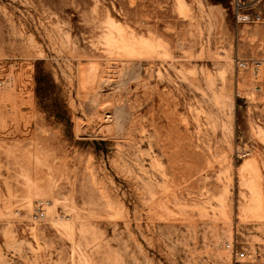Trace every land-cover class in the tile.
<instances>
[{
	"label": "rangeland",
	"instance_id": "obj_1",
	"mask_svg": "<svg viewBox=\"0 0 264 264\" xmlns=\"http://www.w3.org/2000/svg\"><path fill=\"white\" fill-rule=\"evenodd\" d=\"M237 58L264 60V0H0V264H264Z\"/></svg>",
	"mask_w": 264,
	"mask_h": 264
},
{
	"label": "built area",
	"instance_id": "obj_2",
	"mask_svg": "<svg viewBox=\"0 0 264 264\" xmlns=\"http://www.w3.org/2000/svg\"><path fill=\"white\" fill-rule=\"evenodd\" d=\"M236 66L238 71L252 70L255 77L256 89L264 96V60L249 61L241 58H237ZM2 86V81L0 80V89ZM46 217L45 210L43 207L38 208L33 214L32 219L34 221H41ZM236 257H245V252L243 250H238L237 247L231 243L226 245Z\"/></svg>",
	"mask_w": 264,
	"mask_h": 264
},
{
	"label": "trees",
	"instance_id": "obj_3",
	"mask_svg": "<svg viewBox=\"0 0 264 264\" xmlns=\"http://www.w3.org/2000/svg\"><path fill=\"white\" fill-rule=\"evenodd\" d=\"M52 86L48 80L38 77L36 93L46 110L61 120L66 119L68 117L66 103L58 94L53 93Z\"/></svg>",
	"mask_w": 264,
	"mask_h": 264
},
{
	"label": "bare ground",
	"instance_id": "obj_4",
	"mask_svg": "<svg viewBox=\"0 0 264 264\" xmlns=\"http://www.w3.org/2000/svg\"><path fill=\"white\" fill-rule=\"evenodd\" d=\"M68 229H69V227H68ZM71 229V228H70Z\"/></svg>",
	"mask_w": 264,
	"mask_h": 264
}]
</instances>
